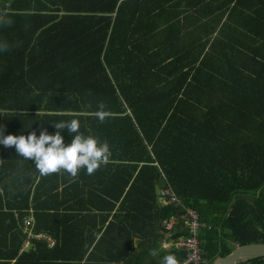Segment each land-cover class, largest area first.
<instances>
[{
    "label": "trees",
    "instance_id": "16d2710c",
    "mask_svg": "<svg viewBox=\"0 0 264 264\" xmlns=\"http://www.w3.org/2000/svg\"><path fill=\"white\" fill-rule=\"evenodd\" d=\"M148 1L0 0V46L11 48H0V129L50 118L38 114L44 103L42 112L78 119L112 153L92 175L81 169L70 180L61 170L52 181L36 169L25 180L4 171L15 158L0 144V264H161L169 254L180 263L186 253L162 248L161 224L175 217L168 239L186 237L182 206L210 228L200 232V264L264 243V57H221L227 45L213 20L189 30L190 15ZM7 65L22 82L10 96L17 110L5 107ZM37 70L52 78L44 83ZM100 103L113 114L104 123L92 114ZM159 187L181 206L158 205ZM29 209L34 230L57 240L53 249L32 241L19 252Z\"/></svg>",
    "mask_w": 264,
    "mask_h": 264
},
{
    "label": "crops",
    "instance_id": "0c3cea01",
    "mask_svg": "<svg viewBox=\"0 0 264 264\" xmlns=\"http://www.w3.org/2000/svg\"><path fill=\"white\" fill-rule=\"evenodd\" d=\"M148 5H150V7H155V9L164 7L163 9H166L168 12L172 13L173 15L178 12L186 13L188 15V18L190 15V18L188 19V23H187L188 25L186 26V29L189 30H194V29H199L200 31L204 30L206 28V24L210 20H213V27H214L213 36H216L218 34L217 37L220 36V40L223 43H226L227 45L226 50H221V47L224 46H218L220 47L219 53L221 54V57H264V0H182V3L178 4V6L175 7H174L175 5L174 0H150L148 1ZM201 35L204 41L205 35L203 33ZM9 49L11 48L7 47V50ZM36 57H38V54L36 55ZM9 62L11 63L14 61H10L9 59ZM12 70L13 67L11 65H7L5 68H1L2 71L1 86L5 87V95L7 101L5 103L6 109H10L11 107L12 110L13 109L17 110L13 106V102H11L10 96L14 94L13 92L14 87L21 88L22 82L21 80L20 82L15 81ZM36 78L42 79L43 82L45 83L49 78L52 77L47 78L43 76V73L40 74V71L37 70ZM21 79H22V73H21ZM38 85L43 86L42 82L39 83ZM71 87H72V83H71ZM37 94H40V92L37 91ZM27 103H28L27 100H25V102L21 100V105L19 109L23 110L24 105L26 106ZM43 107H44V103L41 106V110L40 111L38 110L39 116H43V117L49 116L50 118L37 119L33 121L27 120L21 122H18L19 120L16 119L8 120L6 132H4V135L28 136L31 132L35 131L38 137L42 129H47L49 134L54 135L56 132L54 123L60 122L61 120L53 118L52 116L54 115H47V113L42 112ZM55 114H57V116H60L58 114L61 113H55ZM62 131H61V136L63 137V140L66 139L67 137H73L74 135ZM3 148H4L5 156L15 158V159H9L6 162H4L3 165L4 171L5 172L11 171L13 173H22L24 175V179L28 180L30 175L35 173L36 170L34 161L20 157L17 154L15 147L6 148L3 145ZM38 173L39 172H37V175ZM59 174H62V172ZM55 176L56 173L51 174L50 177L52 181H55ZM65 178L70 180L72 179V177L68 173H66ZM45 180H47V177H45ZM49 184L51 183L48 182L45 183L44 187H48ZM23 188L25 191L26 190L25 187L20 188L18 185L12 187L13 191H20ZM60 189H62V185ZM159 189L160 187L157 188V197H158ZM41 190L42 189H38V191L35 192V196L39 195V192H41ZM33 192H34V185L31 186L29 201L32 199ZM40 201L42 202V199L39 198L36 199V202L39 203ZM56 202L58 201H53L52 204H56ZM27 213L28 216L24 219V221L30 220L32 225L30 228L25 229L24 221H23V229H21V232L22 235L24 236L19 252L30 250V248H32V243H31L32 241L42 242L45 245H47L49 249H53L57 244V240L53 237V235L50 232H44V231L36 232L34 230L35 219L33 217L32 209H29ZM39 234H45L50 236L55 241V246L50 247L49 242L47 240L36 238V235ZM168 237L169 235L166 236V239L164 241H168L169 240ZM171 247L166 249L163 247L162 248L164 250H168Z\"/></svg>",
    "mask_w": 264,
    "mask_h": 264
},
{
    "label": "clouds",
    "instance_id": "9594fccd",
    "mask_svg": "<svg viewBox=\"0 0 264 264\" xmlns=\"http://www.w3.org/2000/svg\"><path fill=\"white\" fill-rule=\"evenodd\" d=\"M5 23H11L6 21ZM7 50V45L0 46ZM101 123H104L113 114L106 110V105L100 103L97 110L92 113ZM56 132L49 134L42 129L37 137L35 131L28 136L4 135L6 129H0V144L6 148L15 147L17 154L24 159L34 161L35 167L41 176L58 173L61 170L76 177L81 169H86L88 175L94 174L102 165H106L112 153L107 141L80 132V121H60L54 123ZM67 129L73 135L72 142L65 145L61 131ZM161 264H179L173 254L162 258ZM186 264V262H185Z\"/></svg>",
    "mask_w": 264,
    "mask_h": 264
},
{
    "label": "built area",
    "instance_id": "2783aa9c",
    "mask_svg": "<svg viewBox=\"0 0 264 264\" xmlns=\"http://www.w3.org/2000/svg\"><path fill=\"white\" fill-rule=\"evenodd\" d=\"M158 204L160 206H181V202L176 196L166 188H160L157 197ZM179 220L182 222V228L188 233L186 237H181L176 241H164L162 244L163 248H169L174 246L178 249L183 250L186 253L185 259L179 264H200L201 263V250L199 245L200 232L208 228V225L199 220L198 214L190 208L182 206V213L179 216ZM179 224L175 217H171L161 224V231L164 235L168 236L172 231L173 227ZM32 225L30 220L24 221L25 229L30 228ZM27 231V230H26ZM36 238L44 239L49 242L50 247L55 246V241L48 235L39 234Z\"/></svg>",
    "mask_w": 264,
    "mask_h": 264
},
{
    "label": "water",
    "instance_id": "95a60500",
    "mask_svg": "<svg viewBox=\"0 0 264 264\" xmlns=\"http://www.w3.org/2000/svg\"><path fill=\"white\" fill-rule=\"evenodd\" d=\"M249 257H264V243L236 246L227 256L219 259L216 264H235L238 260Z\"/></svg>",
    "mask_w": 264,
    "mask_h": 264
}]
</instances>
